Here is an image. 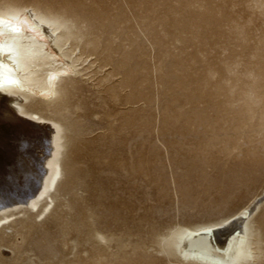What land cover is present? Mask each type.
I'll return each mask as SVG.
<instances>
[{
	"label": "rangeland",
	"instance_id": "rangeland-1",
	"mask_svg": "<svg viewBox=\"0 0 264 264\" xmlns=\"http://www.w3.org/2000/svg\"><path fill=\"white\" fill-rule=\"evenodd\" d=\"M230 1L0 0L45 15L80 71L24 102L65 147L35 208L0 211V264H200L173 237L264 188V0ZM250 221L264 264V200Z\"/></svg>",
	"mask_w": 264,
	"mask_h": 264
},
{
	"label": "bare ground",
	"instance_id": "bare-ground-1",
	"mask_svg": "<svg viewBox=\"0 0 264 264\" xmlns=\"http://www.w3.org/2000/svg\"><path fill=\"white\" fill-rule=\"evenodd\" d=\"M58 29L31 8L0 12L1 212L20 204L35 208L59 179L64 127L24 106L32 97L53 102L59 83L80 73L70 57L75 48L66 50L68 38ZM38 60L52 67L45 77L38 73ZM263 200L264 188L228 218L181 230L170 244L181 257L200 264H249L256 260L253 246L261 242L259 236L253 237L250 218Z\"/></svg>",
	"mask_w": 264,
	"mask_h": 264
}]
</instances>
